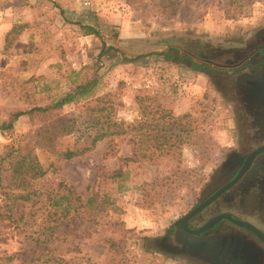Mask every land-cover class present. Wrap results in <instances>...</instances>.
I'll use <instances>...</instances> for the list:
<instances>
[{
	"label": "rangeland",
	"instance_id": "1",
	"mask_svg": "<svg viewBox=\"0 0 264 264\" xmlns=\"http://www.w3.org/2000/svg\"><path fill=\"white\" fill-rule=\"evenodd\" d=\"M263 27L264 0H0V127L98 82L63 108L0 128L1 145L34 149L46 171L38 187L69 198L82 222L70 244L100 262L115 239L128 264H205L163 237L226 179L219 167L240 125L230 83L175 57L217 55ZM67 150L78 154L59 156ZM31 247L20 237L0 243V264H20L1 259Z\"/></svg>",
	"mask_w": 264,
	"mask_h": 264
},
{
	"label": "flooded vegetation",
	"instance_id": "2",
	"mask_svg": "<svg viewBox=\"0 0 264 264\" xmlns=\"http://www.w3.org/2000/svg\"><path fill=\"white\" fill-rule=\"evenodd\" d=\"M179 57L183 59L178 60ZM175 58L178 62L188 59L191 68L196 64L195 70L217 77L219 85L221 80L231 84L229 97L240 125V142L227 157L230 166L224 173L219 172V177L227 175L226 179L214 191L240 175L246 163L249 165L233 186L189 220L188 227L197 229L225 213L254 229L223 218L198 235L173 225L163 238L174 242L173 250L184 249L187 257L205 264H264V239L255 231L264 237V150L251 157L264 146V27L243 45L219 50L217 55L177 51Z\"/></svg>",
	"mask_w": 264,
	"mask_h": 264
},
{
	"label": "trees",
	"instance_id": "3",
	"mask_svg": "<svg viewBox=\"0 0 264 264\" xmlns=\"http://www.w3.org/2000/svg\"><path fill=\"white\" fill-rule=\"evenodd\" d=\"M87 30L88 34H98L93 27H87ZM170 51L163 53L165 58H171ZM182 59V57L178 58V60ZM192 68L198 67L192 64ZM97 84V81H88L50 107H38L30 111L14 113L0 128L3 132L12 131L14 123L24 115L63 108L91 93ZM97 140L99 138L94 139L92 144ZM77 154L76 151L67 150L61 152L59 156L71 159ZM45 175L46 171L34 149L29 145L15 142L0 144V243H7L10 238L20 237L35 246L17 251L1 260L5 259L8 263L20 260V264H128L130 258L121 240L110 239L107 242L108 257L103 262L82 254L78 244H70L68 238L71 232L77 230L82 222L75 224V217L70 216L72 207L69 198L57 199L53 192H44L38 187ZM6 179L9 184L5 183ZM60 200L67 201V205L58 206ZM38 205L40 206L37 207ZM27 206H30V209H27ZM17 208H21V211ZM115 223L118 224L117 221ZM36 226L41 227L43 231L35 229ZM88 232L89 229L82 231L81 235L86 236ZM40 248L42 250L39 252Z\"/></svg>",
	"mask_w": 264,
	"mask_h": 264
},
{
	"label": "water",
	"instance_id": "4",
	"mask_svg": "<svg viewBox=\"0 0 264 264\" xmlns=\"http://www.w3.org/2000/svg\"><path fill=\"white\" fill-rule=\"evenodd\" d=\"M262 150H264V146L259 148L258 150L254 151L251 155V157H254L257 153H260ZM230 166V160L226 159L223 161V163L220 165L219 167V172L220 173H224L225 170L227 169V167ZM248 164L246 163L245 167L243 168V170L240 172V175H238L235 179H233L232 181H229L227 183H225L224 185H222L219 189H217L216 191H214L212 194L208 195L202 202H200L196 207H194L191 211H189L186 215H184L182 218L178 219L175 222V228L177 225H179L183 230H185L187 233L189 234H193V235H198L210 228H212L214 225H216L221 219H227L229 221L235 222L236 224L239 225H243L249 228H253L251 225H249L246 222L240 221V220H236L234 219L230 214H219L217 216L212 217L211 219H209L204 225H202L201 227L197 228V229H190L188 227V222L189 220H191L193 217H195L197 214H199L200 212H202L206 207H208L209 205H211L214 201H216L226 190H228L231 186H233L241 177V175L244 174L245 170L248 168ZM220 175V174H219ZM254 229V228H253ZM262 239H264L263 236H261V234L255 230ZM163 241L166 242L167 244L170 245L169 240L166 238H163ZM192 246V245H191ZM190 246V247H191ZM179 251V252H178ZM178 251L174 250L173 252L176 253H183L185 252L184 249H179ZM193 256H197L195 254H192Z\"/></svg>",
	"mask_w": 264,
	"mask_h": 264
}]
</instances>
